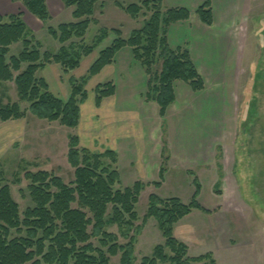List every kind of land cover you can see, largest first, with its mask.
<instances>
[{"label": "trees", "instance_id": "1", "mask_svg": "<svg viewBox=\"0 0 264 264\" xmlns=\"http://www.w3.org/2000/svg\"><path fill=\"white\" fill-rule=\"evenodd\" d=\"M17 1L44 25L52 20L46 0ZM62 2L66 7L75 8V22L60 25L58 29L48 28L50 36L62 45L58 53L42 52V43L35 39L22 15L0 16V83H14L20 102L29 104L27 110H22L19 103L0 108V123L23 120L30 114L43 121L58 122L68 129H77L80 106L87 100V85L112 65L124 48L132 50L135 60L146 72L149 78L146 99L159 105L162 118L176 100L175 82L188 84L194 92L205 89L190 52L185 48L173 50L168 42L171 26L190 20L188 10L165 9L164 0H138L128 7L119 5L133 19H139L143 13H149L150 17L127 40L120 30L101 29L94 44L87 46L85 39L95 23V9L101 0ZM197 15L202 23L212 26V1L201 6ZM111 36L115 37L114 41L100 51L88 74L79 80H70V100L63 102L56 98L41 72L55 63L70 76ZM19 43L23 45L22 53L9 58L10 48ZM24 65H27L25 70ZM115 93L114 83L99 85L95 89L96 105L100 106ZM69 148L68 161L75 169L74 182L67 185L61 178L44 171L26 173L33 206L24 213L14 200L11 188L8 185L0 188V264H111L118 256L120 264H136L137 238L151 219L157 221L166 242L155 248L152 257H145L141 264H217L212 253L189 257L188 246L174 236L175 225L193 211L210 213L198 201L200 187L190 204L179 198L164 200L151 195L143 225L137 226L136 208L147 185L136 182L133 187L123 189L116 169L118 156L113 151L92 153L80 146L75 135L70 137ZM165 170L166 163L162 167V179ZM3 182L0 164V185ZM109 227H116L118 233L109 232ZM121 240L126 244H120Z\"/></svg>", "mask_w": 264, "mask_h": 264}, {"label": "rangeland", "instance_id": "2", "mask_svg": "<svg viewBox=\"0 0 264 264\" xmlns=\"http://www.w3.org/2000/svg\"><path fill=\"white\" fill-rule=\"evenodd\" d=\"M111 9L113 6L107 5L105 20L89 28L85 39L87 46L94 44L103 27L111 26ZM197 9L196 6L190 9L193 15L191 28L189 26L193 33L190 41L195 51L207 57L205 63H199L201 72L209 80L205 94L210 97L204 103L205 110L195 115L187 111L183 119L171 114L164 124L176 164L173 169L171 165L166 167L165 179L160 177L159 183L140 181L144 179L141 172H134L129 154H122V167L120 171L117 166L116 169L123 189L133 187L136 182L147 185L136 208L137 226L143 225L151 195L164 200L179 198L190 204L200 187L198 201L210 213L193 211L175 225L176 230L174 228L175 238L188 246V256L199 257L213 252L220 264H264V0H214L215 20L207 27L201 23ZM146 16L149 18V13H143L138 21H122L123 38L129 39L132 31L142 28ZM176 29L179 32L184 28ZM42 40L47 45V41ZM113 41L111 36L104 47ZM59 44L52 39V46L61 49ZM42 52H45L43 48ZM136 68L132 69V93L136 91L139 96L143 84ZM113 78L105 84L112 83ZM128 79L118 81L119 94H128L125 88ZM97 83L89 84L88 103L94 102ZM139 101L138 98L137 104ZM9 103H19L22 110L29 108V104L20 102L14 83H0V108ZM38 121L42 126L50 125L47 121ZM62 129L57 144L47 145L41 141L36 147L32 143L24 149L15 148L1 163L4 182L0 188L6 185L11 188L21 213L33 206L26 173L48 172L67 185L75 180V169L68 161L73 132ZM45 131H49L47 127H40V133ZM102 153L105 152H96ZM167 156L165 153L164 158ZM193 156L199 160L196 162L203 163L204 159L206 164L204 167L190 164L189 169L196 175L177 170L180 169L178 162L181 166L187 165ZM208 161L213 162L211 166ZM153 176L149 177V182L154 180ZM155 184H160L159 191ZM109 232L118 233V230L109 227ZM165 242L157 221L149 220L137 238L136 264H141L145 257H152L155 248ZM225 242L232 248H224ZM120 244L126 241L121 240ZM167 254L171 256L170 251ZM111 264H120V257L113 258Z\"/></svg>", "mask_w": 264, "mask_h": 264}, {"label": "crops", "instance_id": "3", "mask_svg": "<svg viewBox=\"0 0 264 264\" xmlns=\"http://www.w3.org/2000/svg\"><path fill=\"white\" fill-rule=\"evenodd\" d=\"M207 1L208 0H164V5H166L164 8H183L190 12L191 7L196 6L199 9ZM211 1L212 5H214V0ZM137 2L138 0H101V3H99L95 9V14L93 17L95 23L93 24L98 25L103 20H105L106 7L107 5H110L111 8L113 6V9H111L112 16L110 17L112 24H109L111 25L110 27L105 26L102 29L109 31L120 30L122 33V21L130 22L131 20L138 21V19L131 18V16H129L119 5L128 7L130 5L137 4ZM46 4L52 18L48 25H44L37 17L32 15L27 10L23 3L17 0H0V16L7 18L10 16L22 15L23 21L35 39L42 43L43 51L58 53L60 49L52 46L53 38L48 33V28H57L60 25L75 22L73 17L75 8L66 7L62 0H46ZM190 14V20L171 26L168 33V42L173 50L185 48L190 52L193 62L195 63V66L197 67L205 82V89L203 91L194 92L188 84L182 81L175 82L174 90L176 100L168 108L165 118H162L160 115L159 105L156 102H149L146 99L149 80L146 72L141 67L139 62L135 60L132 50L130 48H124L117 54L112 65L107 66L98 76L94 77L89 82L90 84L97 81L99 86L109 81V78L114 77L112 83H114L116 86L115 95L103 100L102 104L97 106L94 93V102L88 103V84L86 87L87 100L80 106L81 119L79 126L75 130L70 129L72 130L73 135L78 136L80 140V146L82 148L87 149L95 154L97 151L105 153L107 151H113L116 153L118 156L117 168L119 171L122 167V154L125 153L129 154L130 157L132 156L131 166L133 167L134 172H141L142 179L144 180L140 181H145L146 183H159L161 169L165 163L166 167L171 165L172 169L174 168L176 158L173 154H171L172 149L168 139L169 137H167L166 130H164L170 115L174 114L176 118L183 119L184 114L187 115V111L192 112L194 115L196 113L199 114L202 112V110H205L206 105L204 106V103L208 101L207 99L210 97L206 96L205 94V92H208L207 89L209 88V80L205 78V74L201 72L199 67V63H205L207 57L206 55L202 56L201 52L199 54L197 51H195L196 49L191 47L190 40L193 37V33L190 28L192 26L191 21L193 15L191 12ZM127 15L130 19L126 17ZM147 19L148 16L145 18V21ZM205 26L207 27V25ZM176 28L186 29H180L178 32L179 29ZM174 33L176 34L175 38ZM42 38L47 41V45L51 47L45 45L42 42ZM108 40H110V38ZM108 40L92 55L85 58L82 61L80 67L71 73L70 76L65 75L63 68L55 63L48 65L41 72V77L47 82L51 93L56 98L63 102L70 100L72 96L70 80H79L88 74L90 68L98 59L100 51L106 48L104 45L108 42ZM22 51L23 45L21 43L13 45L10 48L9 58L19 56ZM124 63H126L128 67H126V64L122 66ZM134 66L137 67V74L140 77L141 84H143V89H141V94H139V96L136 91L135 94L132 93L134 85V80L132 81V69ZM25 69L26 67L24 66L23 70ZM17 75L18 74H16V76ZM124 78H129V82L125 86V88H128V94L126 95L119 94L118 87V81ZM138 98L140 99L139 104H137ZM35 118L36 117L28 114L23 120L0 123V164L5 160V156L9 154L10 151L12 152L15 148L19 147L24 149L32 143L36 147L41 141L45 142L47 145L51 144L52 142L57 144L59 141V138L57 139L59 136L58 134L62 133V128L66 127L61 126L58 122H48L50 125L42 126L39 123L40 121H38L40 119L37 120ZM53 125L58 127H53ZM40 127H47L49 131H45L44 134L40 133ZM165 153L169 158V160L166 162L164 160ZM18 155L19 154L16 156ZM54 158H56V156ZM196 161L199 160L193 156V160L189 161L187 164L188 166L185 164L181 166V163L178 162L177 164H179L180 169L177 168V170L186 173L187 175H196L194 172H192V170L189 169L190 166H192L190 164H194L196 166L199 165L200 167H204L206 165L204 159L202 160L203 163H201V161ZM211 163L213 162L208 161L209 166H211ZM165 174L166 170L164 172L163 179H165ZM150 176L154 177L152 182L148 181ZM134 181L136 180L134 179ZM157 191H159V186L157 187ZM221 211L222 210H219V212ZM226 242L223 243V247L227 248L229 246L232 248L230 245H226ZM216 253L218 252L216 251ZM213 255L217 261V264H220L216 254L213 253Z\"/></svg>", "mask_w": 264, "mask_h": 264}]
</instances>
